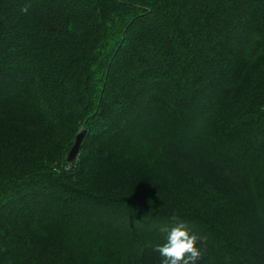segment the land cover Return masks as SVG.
<instances>
[{
    "label": "trees",
    "instance_id": "16d2710c",
    "mask_svg": "<svg viewBox=\"0 0 264 264\" xmlns=\"http://www.w3.org/2000/svg\"><path fill=\"white\" fill-rule=\"evenodd\" d=\"M181 222L197 264H264V0H0V264H160Z\"/></svg>",
    "mask_w": 264,
    "mask_h": 264
},
{
    "label": "rangeland",
    "instance_id": "374dc122",
    "mask_svg": "<svg viewBox=\"0 0 264 264\" xmlns=\"http://www.w3.org/2000/svg\"><path fill=\"white\" fill-rule=\"evenodd\" d=\"M151 184H153V194L150 196L154 197L159 204L161 203V208L172 209L177 216L183 215L181 218L186 216L200 217L205 221L216 218V221L220 222L225 213L230 214L226 200L212 192L195 190L187 193L161 181H153ZM216 224L217 222L214 224L215 228ZM129 264H133V262Z\"/></svg>",
    "mask_w": 264,
    "mask_h": 264
},
{
    "label": "clouds",
    "instance_id": "9594fccd",
    "mask_svg": "<svg viewBox=\"0 0 264 264\" xmlns=\"http://www.w3.org/2000/svg\"><path fill=\"white\" fill-rule=\"evenodd\" d=\"M22 13L28 12V7L21 9ZM173 219H176L173 217ZM167 231V242L156 247L155 251L161 257L160 264H197L202 257L197 243L200 238L196 234H190L184 223H178L177 226Z\"/></svg>",
    "mask_w": 264,
    "mask_h": 264
},
{
    "label": "water",
    "instance_id": "95a60500",
    "mask_svg": "<svg viewBox=\"0 0 264 264\" xmlns=\"http://www.w3.org/2000/svg\"><path fill=\"white\" fill-rule=\"evenodd\" d=\"M84 136H85V131H81L80 133H78L76 140L68 153L67 161L72 162L77 157V155L80 152L81 143Z\"/></svg>",
    "mask_w": 264,
    "mask_h": 264
}]
</instances>
